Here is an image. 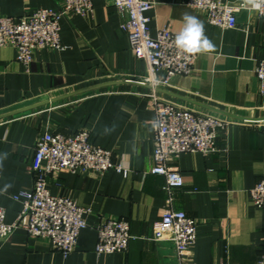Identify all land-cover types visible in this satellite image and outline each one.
<instances>
[{
  "label": "crops",
  "instance_id": "0c3cea01",
  "mask_svg": "<svg viewBox=\"0 0 264 264\" xmlns=\"http://www.w3.org/2000/svg\"><path fill=\"white\" fill-rule=\"evenodd\" d=\"M187 2L155 0L146 13L152 37L164 30L178 34L187 14L203 24L215 50L201 52L190 76L156 89L121 29V16L106 0H94V12L86 18L64 16L66 49L39 52L29 69L16 60L11 45L0 48V207L8 224L22 209L13 196L32 191L35 145L47 130L64 135L86 130L91 142L129 171L125 177L116 170L102 176L63 170L51 177L52 195L91 209L74 253L64 258L47 240L17 230L1 244L0 264H178L173 245L158 236L169 209L184 211L198 224L192 264L259 263L264 209L250 203V191L264 179V96L256 78L264 60V20L248 13L235 27L220 28ZM61 4L0 0V17L22 18ZM153 93L179 108L230 121L219 135L217 153H183L169 163L184 178L170 204L165 178L150 173L156 113L148 96ZM102 219L129 222L133 239L125 254L97 255L96 227Z\"/></svg>",
  "mask_w": 264,
  "mask_h": 264
},
{
  "label": "built area",
  "instance_id": "2783aa9c",
  "mask_svg": "<svg viewBox=\"0 0 264 264\" xmlns=\"http://www.w3.org/2000/svg\"><path fill=\"white\" fill-rule=\"evenodd\" d=\"M121 16V29L126 33L131 49L147 69V80L156 89L173 78L190 76L196 69L200 53L189 54L175 44L177 34L164 30L153 38L146 13L155 0H106ZM192 9L202 11L207 21L216 27L231 28L243 12L255 13L264 20V6L254 9L245 0H188ZM94 12V0H62L58 10L37 9L22 18L0 17V48L11 45L16 60L27 69L42 51L65 50L61 39V20L74 15L82 18ZM260 92L264 96V60L256 68ZM151 98L156 113L153 138L154 166L150 173L165 178L163 190L171 203L173 189L184 186L181 173L169 166L173 158L183 153L210 156L218 152V139L230 125L226 118L203 115L162 101L156 94ZM72 174L93 172L100 176L116 170L128 177L129 171L116 165L112 153L91 142L86 130L72 135L46 131L36 142L35 163L32 166V191L13 196L22 205L17 220L8 224L6 211L0 207V247L17 230L30 238L47 240L51 249L64 258L74 253L81 232L88 227L86 215L91 209L82 207L66 196L52 195L49 180L61 171ZM250 203L264 209V179L250 191ZM160 240L173 245L178 264H192L191 254L198 240V224L184 211L169 209L162 217ZM96 253L125 254L133 236L124 219H102L96 227ZM258 264H264V253Z\"/></svg>",
  "mask_w": 264,
  "mask_h": 264
},
{
  "label": "clouds",
  "instance_id": "9594fccd",
  "mask_svg": "<svg viewBox=\"0 0 264 264\" xmlns=\"http://www.w3.org/2000/svg\"><path fill=\"white\" fill-rule=\"evenodd\" d=\"M245 4L251 5L254 9H260L264 6V0H245ZM183 21V29L175 39L178 49L189 54L215 50L213 43L204 35L203 24L196 17L186 14Z\"/></svg>",
  "mask_w": 264,
  "mask_h": 264
},
{
  "label": "water",
  "instance_id": "95a60500",
  "mask_svg": "<svg viewBox=\"0 0 264 264\" xmlns=\"http://www.w3.org/2000/svg\"><path fill=\"white\" fill-rule=\"evenodd\" d=\"M233 1H234V0H233ZM247 15H248V12H243L242 15L239 17L238 21H240V22L245 21V18H246ZM99 87H101V86H98V87H95V88H99ZM89 90H91V89L84 90V91H79V92H77V93H75V94H80V93H83V92H85V91H89ZM252 121H253V120H252Z\"/></svg>",
  "mask_w": 264,
  "mask_h": 264
},
{
  "label": "rangeland",
  "instance_id": "374dc122",
  "mask_svg": "<svg viewBox=\"0 0 264 264\" xmlns=\"http://www.w3.org/2000/svg\"><path fill=\"white\" fill-rule=\"evenodd\" d=\"M148 83V82H147Z\"/></svg>",
  "mask_w": 264,
  "mask_h": 264
}]
</instances>
